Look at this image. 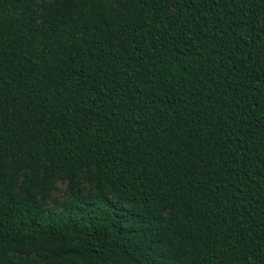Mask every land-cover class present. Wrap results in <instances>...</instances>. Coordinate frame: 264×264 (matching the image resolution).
Returning <instances> with one entry per match:
<instances>
[{"label":"trees","instance_id":"16d2710c","mask_svg":"<svg viewBox=\"0 0 264 264\" xmlns=\"http://www.w3.org/2000/svg\"><path fill=\"white\" fill-rule=\"evenodd\" d=\"M0 264H264V0H0Z\"/></svg>","mask_w":264,"mask_h":264},{"label":"rangeland","instance_id":"374dc122","mask_svg":"<svg viewBox=\"0 0 264 264\" xmlns=\"http://www.w3.org/2000/svg\"><path fill=\"white\" fill-rule=\"evenodd\" d=\"M65 189H66L65 184H62V183L58 184V190L53 192L52 199L49 201V207H53L57 200H63L64 199ZM87 193H88V191H87Z\"/></svg>","mask_w":264,"mask_h":264}]
</instances>
